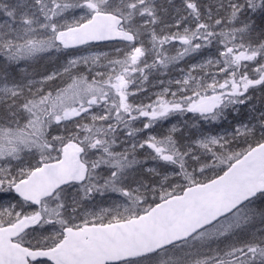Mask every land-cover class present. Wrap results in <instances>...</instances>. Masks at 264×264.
Instances as JSON below:
<instances>
[{
  "label": "snow or ice",
  "instance_id": "snow-or-ice-1",
  "mask_svg": "<svg viewBox=\"0 0 264 264\" xmlns=\"http://www.w3.org/2000/svg\"><path fill=\"white\" fill-rule=\"evenodd\" d=\"M0 264H264V0H0Z\"/></svg>",
  "mask_w": 264,
  "mask_h": 264
}]
</instances>
